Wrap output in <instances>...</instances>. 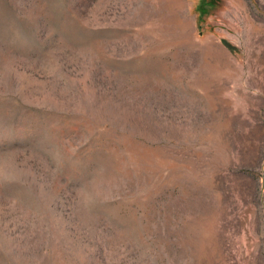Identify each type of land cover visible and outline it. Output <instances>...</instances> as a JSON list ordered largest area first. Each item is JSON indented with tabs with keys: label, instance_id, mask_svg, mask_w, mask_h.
I'll use <instances>...</instances> for the list:
<instances>
[{
	"label": "rangeland",
	"instance_id": "374dc122",
	"mask_svg": "<svg viewBox=\"0 0 264 264\" xmlns=\"http://www.w3.org/2000/svg\"><path fill=\"white\" fill-rule=\"evenodd\" d=\"M0 264H264V0H0Z\"/></svg>",
	"mask_w": 264,
	"mask_h": 264
}]
</instances>
